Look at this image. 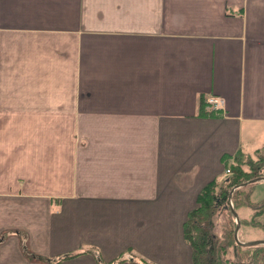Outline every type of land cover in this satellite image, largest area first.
I'll return each instance as SVG.
<instances>
[{"label":"crops","instance_id":"crops-1","mask_svg":"<svg viewBox=\"0 0 264 264\" xmlns=\"http://www.w3.org/2000/svg\"><path fill=\"white\" fill-rule=\"evenodd\" d=\"M251 151L264 0H0V264H194L200 192Z\"/></svg>","mask_w":264,"mask_h":264},{"label":"trees","instance_id":"trees-1","mask_svg":"<svg viewBox=\"0 0 264 264\" xmlns=\"http://www.w3.org/2000/svg\"><path fill=\"white\" fill-rule=\"evenodd\" d=\"M202 101L203 106L207 107L205 100L203 99ZM238 155H242V153ZM261 156L258 157V162L253 159L247 161L248 163L246 164L249 167L246 169L242 167L241 162L234 165L236 157L233 163L225 158L226 169H230L232 174L229 177H225L221 183L217 180L210 182L200 192L198 196L199 206L190 212L184 224L185 238L194 250V264H264L260 260L264 257V246L262 245L246 248H256L250 262L231 263L224 260L221 254L222 250L225 249L224 252H227V249L233 244L234 256H236L238 247L241 246H238L232 239L226 241L225 245H219L217 236L213 233L215 212L220 208L223 210L229 209L227 207L232 188L254 178L264 177V158ZM250 196L251 192H248L246 187L237 189L232 196L233 207L235 209L251 208L254 211L253 217L251 220L243 221V224L264 230V224L257 220L258 217L264 214V201L254 203ZM228 235L229 233H227L226 238L229 237Z\"/></svg>","mask_w":264,"mask_h":264},{"label":"rangeland","instance_id":"rangeland-1","mask_svg":"<svg viewBox=\"0 0 264 264\" xmlns=\"http://www.w3.org/2000/svg\"><path fill=\"white\" fill-rule=\"evenodd\" d=\"M262 155V156H261ZM261 156L264 158V151H260L259 153L255 154L251 151L248 155H236V160L234 161V165H237L238 162H241L242 167L244 169L248 168L249 166L246 164L248 163L250 159H253L254 161L258 162V157ZM234 157V159H235ZM260 157V158H261ZM233 163V161H232ZM224 183V182H223ZM254 190L253 196L251 198L254 202H259L264 199V181H260L251 185L246 186V188L250 187ZM234 210L238 213L240 219H241V228L239 231V239L241 242H248V241H256V240H263L264 239V230L260 228L251 227L248 225L243 224V221H245L244 218H251L253 210L251 208H241V209H235ZM216 214L214 215L213 223V233L217 236L218 244L219 245H225L226 241L229 239L234 240V231L236 228V219L233 216V213L230 209L223 210L222 208L217 209ZM264 223V219H261ZM227 233H229V237L226 238ZM236 243V241H235ZM256 248H250V249H244L241 247H238L237 255L234 256V246L233 244L231 247L227 249V252H224V250L221 251L222 257L224 260H227L228 262H250L252 260V257L254 256V250ZM264 255V254H263ZM261 262L264 263V257H262Z\"/></svg>","mask_w":264,"mask_h":264},{"label":"water","instance_id":"water-1","mask_svg":"<svg viewBox=\"0 0 264 264\" xmlns=\"http://www.w3.org/2000/svg\"><path fill=\"white\" fill-rule=\"evenodd\" d=\"M260 181H264V177L254 178V179L249 180L247 182H244L242 184L236 185L232 188V190L230 191V194H229V201H228V207L227 208H229L232 211L233 216L236 219V228L234 231V239H235L238 246H241L244 248L261 246V245L264 246V240H256V241H248V242H241L240 241L239 231H240L242 224H241V219H240L238 213L234 210V207L232 205V196L237 189L246 187L248 185H251V184H254V183H257Z\"/></svg>","mask_w":264,"mask_h":264},{"label":"built area","instance_id":"built-area-1","mask_svg":"<svg viewBox=\"0 0 264 264\" xmlns=\"http://www.w3.org/2000/svg\"><path fill=\"white\" fill-rule=\"evenodd\" d=\"M208 104L214 109L216 112H223L225 110V100L221 97L217 96H210L207 99ZM232 174L230 169L226 170V176Z\"/></svg>","mask_w":264,"mask_h":264}]
</instances>
